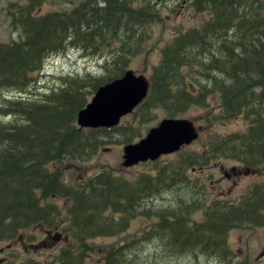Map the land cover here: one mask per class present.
<instances>
[{"label": "trees", "instance_id": "1", "mask_svg": "<svg viewBox=\"0 0 264 264\" xmlns=\"http://www.w3.org/2000/svg\"><path fill=\"white\" fill-rule=\"evenodd\" d=\"M43 2L11 3L10 26L19 38L0 43V244L37 227L53 229L66 213L65 233L79 250L62 249L46 264H83L87 253H94L89 241L120 234L139 214L153 221L151 228L112 247L102 264H163L168 256L227 263L230 230L264 227V182L227 201L221 199L224 193L212 197L216 186L205 168L210 161L232 159L244 172L264 175V0H190L194 13L208 14L207 19L179 29L162 49L148 77L149 94L131 120L98 129L81 128L80 112L145 52L146 30L163 21V5L83 0L71 10L40 15ZM68 52L101 58L100 74H68L57 87L32 92L47 61ZM211 97L219 105L209 123L243 119L245 129L210 133L204 146L179 153L177 161L147 163L150 172L134 181L107 170L77 185L64 178L65 163L89 162L108 145L142 138L140 125L152 120L155 110L178 118L193 107L210 110ZM198 169L201 175L194 173ZM164 193L175 199L168 206L148 203ZM53 199L68 200L65 211ZM151 244L159 256L142 252L138 258L135 249ZM232 264H243L233 251Z\"/></svg>", "mask_w": 264, "mask_h": 264}, {"label": "rangeland", "instance_id": "2", "mask_svg": "<svg viewBox=\"0 0 264 264\" xmlns=\"http://www.w3.org/2000/svg\"><path fill=\"white\" fill-rule=\"evenodd\" d=\"M28 1L29 0H0V43H9L19 38V33L14 32L10 26L12 20L11 17L8 16L9 5L17 2H19L20 5H25ZM81 1L83 0H44L43 6L38 10V14L44 15L54 11H68L77 6ZM154 1H158L163 5V21L159 24H153L146 30L147 34L145 38L147 41L144 42L145 52L133 59L131 64V70H133L136 75H144L146 77L151 75L152 67L157 65L161 59L162 49L166 44L172 41L179 29L185 31L193 27H198L207 19L206 16L208 17V14H195L194 10L189 5L190 0ZM135 4L141 5L143 2L142 0H135ZM100 59L101 58L97 57L87 58L77 52H68L54 56L47 61L44 70L38 75V80L32 87L31 91L38 94V92L57 87L60 83L59 78L61 76H67L68 74L81 75L90 72L99 75L101 70L100 67L103 63V60ZM12 93L14 92H8V94L5 95L12 96ZM31 97L34 98V96ZM2 98L3 97H0V101ZM209 102L211 105L210 110L193 107L185 115L178 117L180 119L182 118L192 121L200 133V139L191 146L183 148L176 154L162 157L160 159L162 162L177 161L179 159V153L191 152L192 149H199L204 146L210 133L222 136L243 131L245 129L246 123L243 119L209 123L207 121L208 116L216 113L217 110L214 111V109L219 105L214 97H211ZM153 117L154 118L148 123L140 125L142 138H135L133 144L140 142L154 127H157L163 119L168 118L167 111L163 108L157 109L154 111ZM5 120L9 121V119ZM130 120L131 117H128L124 120L123 124ZM124 147L125 145L122 144L108 145L100 150V152L89 162L65 163L64 178H66V181L69 184L77 185L84 178L101 170L112 171L115 175L125 177L132 181H134L140 174L150 172L151 165H148L149 162L140 163L129 168L124 167ZM210 163L211 165L205 168V172L206 175L212 174L208 179L211 180L210 183L213 182V186H216L213 193H211L212 197L215 196V194L216 197H221L222 193H224L226 197L224 196L221 199L227 201L238 200L244 196L253 185L258 182H264V175H262L260 171H250L246 173L243 171L244 168L239 167V164L232 159L213 160L210 161ZM200 171L201 170L198 169L194 173L201 175L202 173ZM174 200L173 195H167L164 193L162 197H155V199L148 203L153 204L156 207H164L168 206ZM51 201L59 204L63 209L69 204L68 200L65 199H53ZM63 211H65V209ZM63 214L64 215L58 223V226H66L67 224L66 213ZM196 218L201 220L202 215L197 214ZM118 219L121 220V217H118ZM152 225L153 221L151 219L139 216L138 214L136 218L130 220L126 227L127 229L120 234L89 241V246L94 248V253L90 252L91 256H85L84 261L86 264H102V259L112 247L123 245L134 238L140 237L147 231V229L151 228ZM29 232L36 236L34 238L36 240H43V238H45V236L42 235V232L38 229H31ZM25 243L26 242L21 243L20 241H17L13 244L17 255V258L15 259L16 264H25V260L29 258L27 257L29 254L33 257H38L39 259L49 256L48 251L43 248L45 245H48V243H43V245H40L38 248H31L28 243L24 246ZM11 244L12 243L9 242L0 244V264H7L5 258L7 257V248ZM76 245L77 244L74 245L73 243L68 242L62 247L76 248ZM227 246L232 249L235 257L239 261H245V264H261V261L258 262V260L264 257V227L259 228L246 225L245 227L230 230ZM142 248L143 250H141V247L135 249L138 258L143 257L142 252L144 254H149V252H151L150 258L159 256V253L156 252L155 246H152V244L151 249L149 246ZM36 252L39 253L36 254ZM213 259L209 260V258L206 257L168 256L164 257L162 261L163 264H213Z\"/></svg>", "mask_w": 264, "mask_h": 264}, {"label": "water", "instance_id": "3", "mask_svg": "<svg viewBox=\"0 0 264 264\" xmlns=\"http://www.w3.org/2000/svg\"><path fill=\"white\" fill-rule=\"evenodd\" d=\"M149 89L148 78L130 70L122 78L98 89L80 112L78 124L84 129L114 128L147 98ZM198 138L199 133L192 121L166 118L140 142L125 146L123 165L128 168L156 161L191 145Z\"/></svg>", "mask_w": 264, "mask_h": 264}, {"label": "flooded vegetation", "instance_id": "4", "mask_svg": "<svg viewBox=\"0 0 264 264\" xmlns=\"http://www.w3.org/2000/svg\"><path fill=\"white\" fill-rule=\"evenodd\" d=\"M225 196V195H224ZM226 197V196H225ZM67 218V216H66ZM68 224L66 226H55L53 229H45L43 227L38 228L42 232V235L45 236L43 240L41 239H34L36 236H34L33 233L27 231L25 235L19 236L17 239L10 240L9 243H12L8 248H7V257L5 258L7 264H16V258L17 255L15 253L16 249L14 248V242L20 241L21 243L26 242L31 248H38L40 245H43V243H48V245H45L43 248L44 250H47L49 253L48 257H42V259H39L38 257H33L30 254L27 256L29 257L27 260H25V264H46L47 262H53L55 261L56 257H58V254L62 252V249H65L66 247H62L68 242H71V238L68 234H66L65 230L67 228ZM41 240V241H39ZM36 241V242H35ZM26 243L24 246H26ZM73 243V242H71ZM74 245L76 244L75 242L73 243ZM77 246V245H76ZM69 248V247H68ZM72 250H77L78 247L76 248H70ZM79 250V249H78ZM230 250V256L228 262H215L213 264H232V249L229 248ZM39 252H36L38 254ZM51 253V254H50ZM91 256V253H87V256ZM86 256V257H87ZM264 256V254H263ZM261 261V264H264V257L258 260V262ZM243 264H245V261H242ZM83 264H86L84 261Z\"/></svg>", "mask_w": 264, "mask_h": 264}]
</instances>
